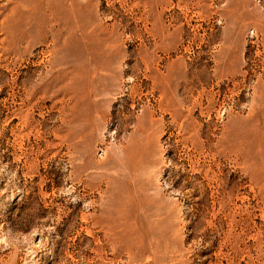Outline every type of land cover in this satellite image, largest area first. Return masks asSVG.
<instances>
[{"label": "rangeland", "instance_id": "1", "mask_svg": "<svg viewBox=\"0 0 264 264\" xmlns=\"http://www.w3.org/2000/svg\"><path fill=\"white\" fill-rule=\"evenodd\" d=\"M0 264H264V0H0Z\"/></svg>", "mask_w": 264, "mask_h": 264}]
</instances>
